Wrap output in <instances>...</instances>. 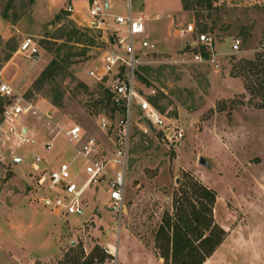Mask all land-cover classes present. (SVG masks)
<instances>
[{"label": "rangeland", "instance_id": "obj_1", "mask_svg": "<svg viewBox=\"0 0 264 264\" xmlns=\"http://www.w3.org/2000/svg\"><path fill=\"white\" fill-rule=\"evenodd\" d=\"M77 1L0 0V23L9 29L0 36V80L58 128L77 125L105 150L114 128L102 133L97 118L113 115L109 106H92L102 99L104 83L88 72L100 66L104 54L119 51L111 19L107 30L88 31L87 0ZM185 1L190 10L183 9L182 0H130L132 14L144 18V32L134 37L136 91L183 135L168 141L161 131L133 125L121 221L108 210L103 185L84 191L82 218H66L47 205L54 194L39 181L61 163H70L71 180L80 186L83 162L74 159L63 136L55 139L52 151L42 149L52 131L45 119L29 116L7 124L0 112V195L4 203L20 200V211L16 208L9 224L0 218L5 250L36 253L32 264L68 259L82 264L88 257L98 262L102 255V264H164L157 233L167 217L175 219L181 204L175 201L184 192L194 203L195 182L215 194L213 222L225 232L204 264H264V109L255 108L259 100L246 94L242 79L234 77L241 61L264 50V0ZM109 4V15H125V0ZM70 5L72 13L67 12ZM188 24L214 40L218 69L191 61L193 37L179 34ZM25 37L40 47L36 62L17 53ZM235 40L240 50L232 54ZM49 65L53 74L41 78ZM22 127L35 135V146L18 140ZM182 205L190 211L187 203ZM10 224L15 230L8 229Z\"/></svg>", "mask_w": 264, "mask_h": 264}, {"label": "built area", "instance_id": "obj_2", "mask_svg": "<svg viewBox=\"0 0 264 264\" xmlns=\"http://www.w3.org/2000/svg\"><path fill=\"white\" fill-rule=\"evenodd\" d=\"M108 0H88L86 4L85 27L88 31L103 32L107 30L108 19H111L112 38L115 49L119 53H106L102 56L100 66L89 71L88 77L103 84L104 89L111 95L112 117L100 115L97 118V128L106 134L114 128L110 144L105 150L94 137H86L85 132L77 125L68 130L58 128L51 122L49 115H43L35 104L18 95L14 90L0 80V104L3 122L10 124L22 121L23 118L35 117L47 121L48 140L42 149L52 151L54 141L58 136H63L67 145L73 150L74 159L83 162L84 182L79 186L71 180L70 163H61L56 169L50 171L47 177L39 181V185L46 184V189L54 194L53 200L46 202L64 217L84 216L82 196L90 186L103 185L107 196L108 210L121 221L125 214V188L129 166V145L133 125L146 126L152 130L161 131L168 141L182 139V131L169 127L163 115L156 109L149 99L141 97L135 88V70L137 60L135 56L134 37L144 32V18L135 17L131 12L130 0H125V15L112 16L107 13ZM73 12V6L67 9ZM180 36H190L193 40L189 43L191 61L197 64H210L219 68L214 40L206 33L199 32L194 25L188 24L179 30ZM240 50L239 40L231 45V53ZM17 53L36 62L40 58V47L31 37H25L17 48ZM154 97L155 91H150ZM54 128V129H52ZM54 130V131H53ZM18 140L26 146H35V135L28 127L20 129ZM37 170V165L32 166Z\"/></svg>", "mask_w": 264, "mask_h": 264}, {"label": "trees", "instance_id": "obj_3", "mask_svg": "<svg viewBox=\"0 0 264 264\" xmlns=\"http://www.w3.org/2000/svg\"><path fill=\"white\" fill-rule=\"evenodd\" d=\"M197 2L200 3V0ZM207 4V9L210 10L211 4L209 2ZM182 5L186 11L191 9L185 0H182ZM203 30L207 31L208 28L204 26ZM213 30L214 28H209L210 32ZM235 71L234 77L242 79L245 93L259 100L255 108L264 109V50L255 54L253 60L241 61ZM49 74H53L51 65L42 72L41 78L50 76ZM81 87L85 88L83 85ZM150 102L155 107L154 103ZM92 106H109L112 111L110 93L103 89L102 99L95 101ZM191 186L194 203L185 196L184 192L182 200L178 198L175 201L176 204L181 201L180 206L176 207L175 219L167 217L157 233L156 241L160 242L158 250L164 264H204L224 240L225 232L214 225L212 217L215 194L198 183L194 182ZM182 202L188 204L189 212L185 210ZM105 259L102 255L98 262H93V259L88 257L82 264H102ZM61 264H80V262L68 259Z\"/></svg>", "mask_w": 264, "mask_h": 264}, {"label": "crops", "instance_id": "obj_4", "mask_svg": "<svg viewBox=\"0 0 264 264\" xmlns=\"http://www.w3.org/2000/svg\"><path fill=\"white\" fill-rule=\"evenodd\" d=\"M87 1H86V3L84 2V5L87 4ZM73 2L77 3L78 1L73 0ZM79 2H81V1H79ZM108 2L110 3V0H108ZM8 30L9 29H7L5 26H3L0 23V36H2V34H4V32L8 31ZM14 169L16 170L17 168L15 167ZM10 203L11 202L4 203L3 199H2V195H0V218L3 219L4 223H6V224H9L11 222L12 215L15 214L16 208L19 210L18 204L20 203V200L18 197H14L12 200V203L11 204ZM9 206H11V207H9ZM2 215L3 216L6 215V218H3ZM0 225H1V222H0ZM9 228L12 230H15V226L13 224H10L8 229ZM42 228H45V227H42ZM39 229H41V228H39ZM45 238L46 237H44V239ZM1 239H5V237L3 236V233L0 230V248L3 249L2 253L4 255V259H0V262H2V264H7L8 261L10 262V264H32L35 262L36 257L34 255L36 253H31V252H28L27 250H24V249H20L17 253H11L9 250H5V247L1 243Z\"/></svg>", "mask_w": 264, "mask_h": 264}, {"label": "water", "instance_id": "obj_5", "mask_svg": "<svg viewBox=\"0 0 264 264\" xmlns=\"http://www.w3.org/2000/svg\"><path fill=\"white\" fill-rule=\"evenodd\" d=\"M15 162H16V163H20L21 160H20V159H15ZM199 164L202 165V166H204L206 163H205V161H204L203 159H200V160H199Z\"/></svg>", "mask_w": 264, "mask_h": 264}]
</instances>
